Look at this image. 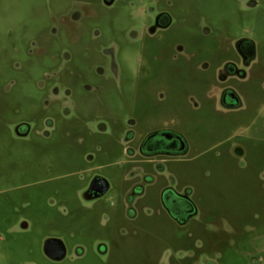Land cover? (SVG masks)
<instances>
[{"label":"flooded vegetation","instance_id":"1","mask_svg":"<svg viewBox=\"0 0 264 264\" xmlns=\"http://www.w3.org/2000/svg\"><path fill=\"white\" fill-rule=\"evenodd\" d=\"M40 1L48 18L41 31L47 40L26 36L24 56L28 60L44 56L49 61L35 80L41 92L38 109L21 112L17 108L7 126L18 141L19 151L32 156L21 158L15 178L0 174V218L11 224L0 234V243L10 234L16 238L18 231L29 229L37 213L38 197L57 215L72 214L68 195L61 193L62 185L73 190L76 210L100 213L103 225L109 207L121 205L126 220L132 221L141 207L150 212L146 207L154 197L157 211L177 227L187 228L198 216L194 188L170 168L191 160L197 148L178 129L180 105L177 99L171 101L172 76L180 73L183 65L201 75L205 89L186 94L189 111L207 107L229 116L246 111L259 115L264 107V63L262 41L255 32L264 27V0ZM132 9L137 12L133 14ZM121 10H126L129 18L122 32L125 45L117 39H104L97 22H88L103 11ZM229 16L238 20L237 32L229 31ZM53 43L59 45L54 52ZM124 51L131 52L134 69L121 61ZM84 59L89 63L81 70L77 61ZM13 66L22 70L24 65L15 60ZM156 70L164 77L149 81L151 88L138 97L143 104L136 106L135 95L125 84L133 75L141 72L151 76ZM253 80L259 86L255 93L250 88ZM110 97L120 104V115L110 114L113 110L109 111L106 104ZM79 102L83 106L93 102L101 110L83 112ZM75 123L80 131L73 128ZM116 126L119 136L114 131ZM140 127L144 129L138 131ZM55 134L63 135L64 142H50ZM102 134L108 136L106 145L99 140ZM236 137L223 134L205 147L211 151L224 145L241 161L246 152ZM61 144L79 149V157H56L53 150ZM101 153L107 157L104 163L99 158ZM113 164L120 176V188H115L104 172ZM51 182L56 183L52 190ZM120 230L123 235L130 232L123 226ZM110 242L97 238L93 250L105 257ZM41 250L54 262L85 254L83 245L68 246L55 233L43 240ZM201 262L212 264L208 258Z\"/></svg>","mask_w":264,"mask_h":264},{"label":"rangeland","instance_id":"2","mask_svg":"<svg viewBox=\"0 0 264 264\" xmlns=\"http://www.w3.org/2000/svg\"><path fill=\"white\" fill-rule=\"evenodd\" d=\"M131 12L135 14L137 11L132 9ZM91 21L97 22L104 39H117L125 45L122 32L129 24L126 10L115 13L103 11L96 19L88 20ZM47 22V14L40 0H0V174L12 178L16 176L21 158L32 155L19 151L18 141L7 126L16 116L17 108L21 112L30 108L38 109L41 92L35 80L49 61L44 56L28 60L24 56V41L29 34L46 41L41 31ZM227 23L230 32L239 30V22L235 17L229 16ZM255 37L262 41L261 60L264 63V27L255 32ZM60 40L63 45L64 35H61ZM51 46L53 52L59 48L57 43ZM73 48L78 51L77 45L73 44ZM121 55V61L134 69L131 52L124 51ZM15 60L24 65L23 71L14 68ZM88 60L77 61L78 67L86 69ZM157 73L158 70L148 76L140 72L133 75L130 83L125 84L124 87L135 95L136 106L143 104L144 101L138 97L141 98L151 88L149 81L159 77ZM201 79V75L194 74L183 65L180 73L172 76L173 82L169 85L171 101L177 99L180 105L181 121L178 129L197 148L191 160L174 164L170 170L193 186V197L198 207L197 219L191 221L187 228L181 229L165 214L157 211L155 198L151 197L146 207L150 212L141 207L137 218L132 221L126 220L121 205L109 207L108 218L103 225L104 217L100 213L76 210L73 190L62 185L61 193L68 195L72 214L64 217L57 215L38 197L37 213L29 229L18 231L16 238L10 234L4 243H0V264H202L201 261L206 258L212 264H264V107L257 113L259 115H255V111H246L229 116L207 107L189 111L185 106L186 94L202 92L205 85ZM250 88L253 93L259 88L255 80ZM92 103L83 106L79 102L78 108L86 113L99 112L101 109L95 108ZM106 104L109 111L113 110L110 114L122 113L120 104L112 97L107 98ZM73 128L75 131L81 130L76 123ZM114 129L117 131L116 136H119V126ZM143 129L140 127L137 130ZM223 134L236 135L237 140H240L246 152L242 162L231 155L224 145L211 151L205 147L214 139L217 142L216 138ZM107 138V135L102 134L99 140L105 144ZM64 140L63 135L55 134L50 142ZM39 152L35 151L34 154ZM53 153L64 159L79 157V149L63 144ZM99 158L102 163L107 159L103 153ZM115 166L113 164L104 168V172L115 188H120L121 180ZM55 185V182H51L50 190ZM10 226L0 218V234L7 232ZM121 226L130 232L123 235ZM50 233L57 234L68 246L75 243L83 245L85 254L75 259L67 257L61 262L48 260L41 248L43 240ZM97 238L111 241L110 252L105 257L98 256L93 250V242Z\"/></svg>","mask_w":264,"mask_h":264},{"label":"water","instance_id":"3","mask_svg":"<svg viewBox=\"0 0 264 264\" xmlns=\"http://www.w3.org/2000/svg\"><path fill=\"white\" fill-rule=\"evenodd\" d=\"M48 242V241H47Z\"/></svg>","mask_w":264,"mask_h":264}]
</instances>
